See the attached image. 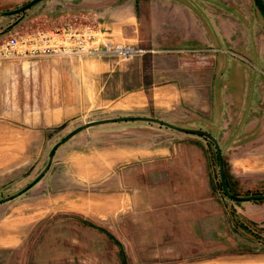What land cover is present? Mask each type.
Segmentation results:
<instances>
[{
	"label": "rangeland",
	"instance_id": "rangeland-1",
	"mask_svg": "<svg viewBox=\"0 0 264 264\" xmlns=\"http://www.w3.org/2000/svg\"><path fill=\"white\" fill-rule=\"evenodd\" d=\"M25 1L0 0V31L14 22L0 32V45L14 30L44 29L53 20L76 14L77 0H44L20 18L19 12L2 13ZM183 1L194 6L206 37H220L221 43L202 46L203 51L192 55L194 65L203 64L207 71L206 85L211 82L205 109L194 120L181 119L178 111L173 117L181 126L198 127L215 137L230 192L264 191V20L252 0ZM185 55L191 53L109 56L129 65L124 74L109 75L110 87L100 95L111 98L122 92L113 87L117 83H142L143 88L124 92L132 99L141 97L144 110L153 112L154 100L172 93L158 87L181 68L183 60L187 63ZM10 58L0 56V197L16 194L0 202V264H249L264 257V198L233 200L224 195L217 184L213 143L155 122L135 128L125 123L98 124L73 133L56 146L45 173L19 191L44 166L49 148L62 135L87 120L119 115L122 109L112 99L105 106L66 112L60 120L50 112L54 103L69 101V60L107 57L19 58L23 67L26 60L35 64L38 58H58L61 88L51 79L54 73L31 72L30 64L8 65ZM213 79L216 84L220 81L221 88H212ZM134 143L171 144L176 153L154 169L144 156L118 160L117 146ZM186 143L204 149L208 156L209 174L216 184L213 194L222 204L221 238L204 243L190 234L186 248H160L163 243L156 241L154 221L166 207L157 199L158 181L202 175L198 167H182L177 147ZM178 187L172 185L173 191Z\"/></svg>",
	"mask_w": 264,
	"mask_h": 264
},
{
	"label": "crops",
	"instance_id": "crops-1",
	"mask_svg": "<svg viewBox=\"0 0 264 264\" xmlns=\"http://www.w3.org/2000/svg\"><path fill=\"white\" fill-rule=\"evenodd\" d=\"M41 1L44 0H40L38 3ZM193 8L194 6L183 0H147L146 2L135 0H99L98 2L77 0L73 10L76 14L91 20L111 39L136 44L141 48V54L182 52L191 53V56L185 55L188 59L187 63L185 62L186 59L183 60L181 68L178 67V69L173 70L172 76L168 78L167 82L158 87L159 89L172 90V93L157 97L154 100L155 109L153 112L144 110L145 104L141 97L132 99L124 92L127 88L141 89L143 88L142 83L132 86L125 85L123 82L122 84L117 83L113 87L121 88L122 92L111 98L100 95L102 90L110 87L109 75L115 72L124 74L129 65L128 61L112 60L109 57L69 60V101L65 104L62 100L59 103H54V107L50 111L53 118L60 120L66 112L77 113L85 108L88 110L105 106L113 99L112 102L122 109L119 115H149L177 125H179V121L173 116L178 112H182L181 119H196L194 115L198 116L205 109L207 99L210 97L207 90L210 89L211 82L206 85L205 73L207 71L203 64L194 65L192 55H197L203 51L202 46L207 44L218 45L221 43V38L209 39L206 37L205 27L201 25V20L193 12ZM16 58L7 59L6 62L8 65L18 63L21 68H26L30 64L29 70L31 72L54 73L51 79L54 77L57 88H61V76L58 74L62 71V67L58 58H38L35 64H33L34 61L30 63L31 61L26 60L27 64L24 67L22 66L23 60ZM44 60L52 62L45 65L42 64ZM214 64L215 61L213 62L215 70L218 65ZM215 82L213 79L212 88H221L220 81H217L218 84ZM178 88H181L182 91L177 92ZM95 91L98 92V98L95 96ZM109 116L117 115L106 117ZM116 123H125L126 127L135 128L143 125L139 123L149 124L154 123V121L118 120L98 124ZM177 148L180 149L178 151L180 153L179 159L185 164L182 167L191 169L198 167L200 170L198 173L202 171V175L179 178L176 182L169 177L160 178L158 181L160 187L155 189L158 194L157 199L160 203L163 202L166 207L165 213L156 215L154 221L156 224V241L160 244L163 243V245H158L160 248H186L185 242L190 239V234L195 240L204 243L210 242L212 238H221L222 204L213 194L215 183L209 174V160L206 151L201 148L198 149L191 143L183 144ZM174 149V145L171 144H165L164 147L143 146L135 143L133 146L119 144L117 146V158L118 160H127L128 157L136 160L144 156L149 167L154 169L158 162L168 163L171 154L176 153ZM175 184L181 187L173 191L172 185ZM186 209L189 212H186ZM206 234L210 236L208 237ZM256 263L264 264V257H257L249 262V264Z\"/></svg>",
	"mask_w": 264,
	"mask_h": 264
},
{
	"label": "built area",
	"instance_id": "built-area-1",
	"mask_svg": "<svg viewBox=\"0 0 264 264\" xmlns=\"http://www.w3.org/2000/svg\"><path fill=\"white\" fill-rule=\"evenodd\" d=\"M141 51L133 43L111 39L91 20L79 14L53 20L44 29L14 30L0 45V56L17 58L74 55L125 59Z\"/></svg>",
	"mask_w": 264,
	"mask_h": 264
},
{
	"label": "water",
	"instance_id": "water-1",
	"mask_svg": "<svg viewBox=\"0 0 264 264\" xmlns=\"http://www.w3.org/2000/svg\"><path fill=\"white\" fill-rule=\"evenodd\" d=\"M40 0H27L25 2H23L22 4H20L19 6L10 9V10H6V11H2V13H16L19 12V16L18 18H20L22 15H24L25 10H27L29 7H33L35 6ZM253 5L256 7L258 13L260 14L261 18L264 20V3L262 0H252ZM14 24V22H10L7 24L6 28H4L2 31L7 30L9 27H12ZM0 31V32H2ZM118 120H145V121H154L157 122L158 124L164 125L172 130H177V131H181V132H188V133H195L197 135H202L207 137L214 145V149H215V153L217 156V173H218V180L220 183V188L222 190V193L224 195H226L227 197L233 199V200H242V199H247L250 197H257V196H263L264 197V193L263 194H251V195H237L234 193L229 192L226 187H225V183H224V178H223V173H222V164H221V158H220V151H219V147L216 143L215 137L213 135H211L210 133H208L207 131L198 128V127H185V126H181V125H177L171 122H168L166 120L157 118V117H153V116H149V115H117V116H109V117H102V118H96V119H90L87 120L85 122H82L76 126H74L70 131L66 132L64 135H62L58 140H56L52 146L49 148L48 150V160L45 162L44 166L39 170V172L29 181L27 182L19 191H22L26 188H28L30 185H32L35 181H37V179H39L47 170L48 166H49V162L51 159V156L53 155L56 146L65 141L67 138H69L73 133L87 127V126H91V125H95L98 123H102V122H108V121H118ZM16 194V193H14ZM14 194H10L7 196H1L0 197V202L5 201L7 198L13 196Z\"/></svg>",
	"mask_w": 264,
	"mask_h": 264
},
{
	"label": "trees",
	"instance_id": "trees-1",
	"mask_svg": "<svg viewBox=\"0 0 264 264\" xmlns=\"http://www.w3.org/2000/svg\"><path fill=\"white\" fill-rule=\"evenodd\" d=\"M216 160H217V156H216ZM222 173H223V169H222ZM223 178H224V174H223ZM224 183H225V187L227 189V186H226V182H225V179H224ZM217 184H218V187L220 189V191L222 192L221 188H220V183H219V180H218V175H217ZM228 190V189H227ZM229 191V190H228ZM230 192V191H229ZM232 193V192H231ZM264 191H252L250 193H247L245 195H251V194H263ZM235 194V193H234ZM264 198L263 196H257V197H250V198H247V199H262Z\"/></svg>",
	"mask_w": 264,
	"mask_h": 264
}]
</instances>
